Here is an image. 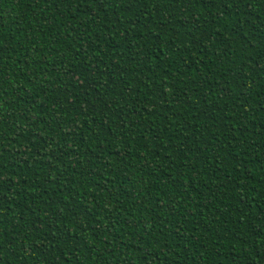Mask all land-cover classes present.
Here are the masks:
<instances>
[{
  "label": "trees",
  "instance_id": "obj_1",
  "mask_svg": "<svg viewBox=\"0 0 264 264\" xmlns=\"http://www.w3.org/2000/svg\"><path fill=\"white\" fill-rule=\"evenodd\" d=\"M0 39V264H264V0H0Z\"/></svg>",
  "mask_w": 264,
  "mask_h": 264
},
{
  "label": "snow or ice",
  "instance_id": "obj_2",
  "mask_svg": "<svg viewBox=\"0 0 264 264\" xmlns=\"http://www.w3.org/2000/svg\"><path fill=\"white\" fill-rule=\"evenodd\" d=\"M127 2L129 4H132V3H138V2H140V0H127ZM169 2L170 3H176L177 0H169ZM182 2H184L187 5V4H191V3L195 2V0H182ZM200 2L203 3V0H200ZM213 2H215V0H209V3H213ZM224 2H225V0H219V3L221 5H223ZM229 2L230 3H235L236 0H229ZM245 2H246V0H245ZM129 10H130V8H129ZM237 31H239V29H237ZM6 47H10V44H6L5 41L0 39V53H3L6 50ZM78 51H79V49H78ZM260 70L264 71V68H261ZM145 235H147V233H145ZM69 239H71V237H69Z\"/></svg>",
  "mask_w": 264,
  "mask_h": 264
}]
</instances>
